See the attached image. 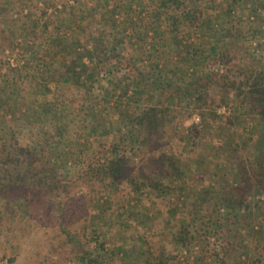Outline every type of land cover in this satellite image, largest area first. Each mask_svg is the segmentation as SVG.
I'll use <instances>...</instances> for the list:
<instances>
[{"label":"rangeland","instance_id":"rangeland-1","mask_svg":"<svg viewBox=\"0 0 264 264\" xmlns=\"http://www.w3.org/2000/svg\"><path fill=\"white\" fill-rule=\"evenodd\" d=\"M187 1L197 15L202 11L217 24H224L225 33L226 29L232 31L233 23L244 33L248 30L243 8L236 9L240 12L238 18L242 19V25L236 24V17L231 18L226 9L230 0ZM138 3L130 5L129 0H0V137L14 135L23 146L31 142L39 144L46 137L50 140L59 138L57 130L62 126L64 130H59L66 142L63 150L67 151L71 164L73 161L79 163L80 168L96 165L101 162L103 153L118 147L125 154L128 167L131 166L127 174L138 176L151 175L155 157L168 155L186 161L192 166L189 173L186 171L191 192L186 189L188 196L182 192L171 196L155 193L149 196L146 192L143 203L147 207L153 205L160 223L154 233L159 236L152 238L143 230L140 232L152 242L165 244L168 251L174 250L170 243L171 232L164 223L168 221V211L176 206L179 210H194L193 236L199 239L207 232L214 238L211 242H217L220 235L217 236L216 222L224 223L222 215L229 220L231 231H227L228 235L235 229V217L241 220L245 215L240 204L248 201L264 207L262 193L250 191L247 195L241 188L243 177L240 174H245V168L251 176L252 165L258 163L256 144L261 138L260 124L250 107L239 108V97L225 87L229 81L223 80L227 76L231 80L238 79L246 67H262L264 50L259 48L255 52L256 42L250 46L239 39L238 49L236 44L228 47L231 52L227 58H218L213 53L214 33L204 35L201 21L196 29L186 22L181 27L185 36L191 38L187 44L193 45L192 52L204 54L199 71L189 73L178 57L176 40L167 49L163 42L153 43L151 37L148 39L147 29L151 22L147 17L151 8L146 10L148 0ZM136 37L142 38L137 41ZM98 38L115 46L118 53L122 50L120 56L111 61L113 72L103 73L104 78L100 77L101 72L85 71L83 67L85 62H90L91 48ZM211 41L212 44L207 46ZM134 43L138 45L134 46ZM149 56V63H145L144 57L148 59ZM72 59L82 78L65 82L62 74L72 64ZM12 68L19 71L15 73ZM141 72L142 79L146 76L155 85L143 91L142 96L133 95L130 99V92L129 97L118 93L117 100L115 95L112 98L114 92L109 82L124 81L127 84L129 78L137 75L141 80L138 74ZM204 74L210 75L203 83L207 90L201 96L202 101L193 104L184 97L183 87ZM162 77L171 86L181 89L176 91L177 95L171 93L173 90L167 92L171 98L166 102L170 114L165 116L163 128L152 126L138 142L122 128L119 114L124 109L140 114L155 105L154 89L157 81H163ZM13 80L16 83H12ZM150 95L154 96L153 103L149 102ZM48 103H53V113L59 115L64 111V123L58 124L57 129L56 125L37 122L31 116L36 112L34 107ZM145 124H150L149 120H145ZM63 174L62 187L66 190L62 202L56 201L51 192L40 190L29 196L32 209L26 210L24 203L23 206L13 203L0 214V264H72L78 254L77 247L86 244L88 247L89 234L103 224L92 217L103 208L107 199L99 197L102 185H87L83 179L78 180L74 171ZM125 184L120 181V190L108 200L106 214L114 212L109 218L110 223L122 212L120 204L124 205L122 201L128 197L129 188ZM231 199L237 201L231 205L234 209L227 207ZM255 207L251 209L252 214L264 212ZM56 208L62 209V216H55ZM179 210L176 221L182 218ZM228 211L231 215H226ZM116 226L107 227L105 235L100 234L107 247L122 234ZM127 238H134L133 233H128ZM89 246L92 248L95 243L91 241Z\"/></svg>","mask_w":264,"mask_h":264},{"label":"trees","instance_id":"trees-1","mask_svg":"<svg viewBox=\"0 0 264 264\" xmlns=\"http://www.w3.org/2000/svg\"><path fill=\"white\" fill-rule=\"evenodd\" d=\"M129 1L130 5H137L138 1L144 2V0ZM148 1L150 4L146 5V10L151 8L147 17V20L151 22H149V28L147 29L149 30L147 33L148 39L151 37L153 43L154 41L163 42V46L167 49L176 40L179 48L178 57L189 73L199 71L202 67L204 54L197 51L192 52L193 45L187 44L190 43L191 38L189 35L185 36L183 33L184 28L181 27L186 22L193 25V29H196L201 21V26L205 29L204 35L208 32L214 33L212 36V40H215L212 45L214 46L213 53L218 58H227V54L231 52L228 47L232 48L235 44L237 47L239 39L242 43L244 41L248 42L250 46L256 42L254 51H259V48L264 50V0H230V4L226 5L231 18L236 17L237 25H242L243 21L238 18L240 12L236 9L238 7L243 8L247 16L246 23H248L246 24L248 30L245 33L242 32L241 28L236 29L234 23L231 24L232 31L226 29L225 33L224 24H217L216 20L213 21L209 16H205L202 11L197 15V12L192 10L187 0ZM201 1L204 2L205 0ZM217 17L220 18L221 16L217 15ZM122 23L124 26V22ZM234 29L236 30L233 33ZM140 38L136 40L138 41ZM199 41L200 39H198ZM211 44L212 41L207 46ZM220 44L222 45L220 46ZM93 45L90 52V62H85L83 67L85 71L101 72L100 77L104 78L103 73L113 72L112 67L114 64L111 61L117 59L122 50L118 53L115 46H109L107 42H102L99 38L96 39ZM133 45L138 44L134 43ZM189 47H192L191 50ZM194 54L197 56H194ZM149 58L150 56L148 59L144 57V62L149 63ZM71 62L72 64L67 68V71L62 74L65 75V82H73V79L79 80L82 78V73L75 61L72 59ZM157 68L160 69V67ZM12 69L15 73L19 71V69ZM138 74L141 75V80L137 75L129 78L127 84H124V81V83L116 84L112 81L109 82V84L111 83L110 87H113L112 92H114L112 98L115 95L114 98L117 100L119 98L118 93L128 94L127 97H129L130 92L132 93L130 99L133 95L142 96L143 91L149 90L150 87L155 85L151 84L146 76L142 79V72ZM206 79H210L209 74H204L203 77L198 76L183 87L185 90L184 97L189 102L192 101L193 104L198 105L202 101L201 96L207 90L203 85ZM162 80L157 81L154 89L157 99L155 105L152 104L149 109H145L140 114L130 112L129 109L121 110L119 114L121 121H123L122 128L134 135L138 142L142 140L147 131H150L152 126L157 129L163 128L161 124L165 116L170 114V108L166 102H169L171 98L167 92L173 90L171 93L177 95L176 91L181 89L178 86H171V84H168L170 82H166L163 77ZM223 80L229 81L228 84H225V87L232 90L239 97V108L240 106L243 109L250 107L252 114L256 116V121L260 124L261 138L256 144L258 163L252 165L253 172L251 176L245 168V174H240L243 177L241 188L247 191V195L250 194V191H256V193L264 195V65L262 67H256V65L252 68L246 67V70L236 80H231L228 76ZM12 83L16 82L13 80ZM153 97L150 95V103H153ZM53 106V103L36 106L34 107L36 112H32L31 116L36 118L37 122L51 123L52 127L56 125L57 129V127H60L58 124L64 123L62 121L65 116L64 111L59 112V115L57 112L53 113ZM199 107L201 108L200 105ZM159 114H162L160 119L158 118ZM145 120H149L150 124L146 125ZM143 128L147 130H142ZM59 129L64 130L62 126L58 128L57 135L59 138L50 140L46 137L39 144L31 142L26 146L21 145L14 135L11 138L0 137V214H4L13 203L19 205L22 203L21 206L24 203L26 210L32 209V202L30 201L32 199L29 196L40 190L51 192L56 201L62 202V195L66 190L62 187V183L65 181L63 174L65 172L71 174L74 171L75 176H78V180L83 179L87 182V185H102V193L99 197L107 200L104 202L103 208L100 211L98 209L96 216L92 219L98 221V223L102 221L103 224L97 226L89 234L88 247L87 244L83 247L80 245V248L77 247L78 254L72 264H264V212L255 215L252 214L251 210L255 206V208L258 207L263 210V206L254 205L253 202L248 201L240 204L245 215L241 220L238 219V216L235 217L236 222L233 224L235 229L228 235L227 231H231L228 228L229 220L227 216L222 215L225 220L224 223L221 220L216 222L217 236L220 235L216 238L217 242H211L214 238H210L207 232L199 239L197 236H193L194 226L192 223L196 220L194 210L193 212L186 208L179 210L175 206V208L168 211L169 218L164 223L167 231L171 232L172 242L170 243L174 246V250L168 251L165 244L160 241L152 242L150 237L144 235L145 233L152 235V238L159 236V233H154L155 229L158 228L159 221L156 213L153 212V205L147 207L143 200H145L148 193L149 196L152 193L158 196H168L178 192L187 195L186 189L191 192L192 186L187 182L186 171L189 173L192 166H189L186 161L182 162L175 156L166 155L153 159L151 175L127 174L128 168L131 166L128 167V161L123 151L116 147L103 153L101 162L96 165L80 168L79 163L73 161L71 164L67 151L63 150L66 142L64 141V134ZM137 129H140V131L136 132ZM122 180L129 188L128 197L122 201L125 203L124 205L120 204L119 209L122 212H119L118 217L114 218V222L110 223L109 218L114 212L109 213L110 215L106 214L110 203L108 200L120 190V181ZM228 202L227 207L234 209L235 206L231 207V205L233 202L237 204V201L231 199ZM177 210L181 211L182 218L176 221V216L179 215ZM230 212L228 211L226 215H231ZM117 213L114 215L117 216ZM55 216H62L61 208L55 209ZM117 220L121 221L116 223ZM113 226L118 227L122 234L120 238L111 242L110 247H107L106 240L102 241L100 234L105 235L103 233L107 232V227L111 228ZM142 230L145 232L143 235L140 232ZM128 233H133L134 238L129 240L130 238H127ZM91 241L95 243L92 248L89 246ZM154 248L158 249L155 250Z\"/></svg>","mask_w":264,"mask_h":264}]
</instances>
